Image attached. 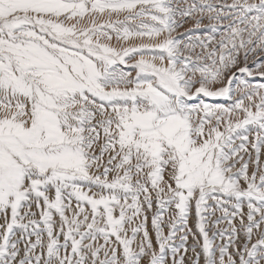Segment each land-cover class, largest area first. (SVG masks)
<instances>
[{
	"label": "snow or ice",
	"instance_id": "6c2138e0",
	"mask_svg": "<svg viewBox=\"0 0 264 264\" xmlns=\"http://www.w3.org/2000/svg\"><path fill=\"white\" fill-rule=\"evenodd\" d=\"M258 56L264 0H0V264H264Z\"/></svg>",
	"mask_w": 264,
	"mask_h": 264
},
{
	"label": "rangeland",
	"instance_id": "374dc122",
	"mask_svg": "<svg viewBox=\"0 0 264 264\" xmlns=\"http://www.w3.org/2000/svg\"><path fill=\"white\" fill-rule=\"evenodd\" d=\"M228 2L230 3L231 0H228ZM207 22H208L207 20L204 21V23H207ZM188 27H190V25H185L184 28H181V29L178 30V32L180 33V35H179L178 38H180V39H186V36L187 35L199 34V33H187V34H185L184 29L185 28H188ZM257 59L260 60V61H264V56H258ZM241 66H243V65H241ZM249 67H253V68L255 67V64L251 60L249 61ZM126 70H131V69H126ZM237 77L246 78V77H242L239 72H237ZM248 79L252 80V82H255L256 80L261 79V78L260 77H255V78H248ZM209 102H224V99L223 98H219L217 100H213V99L209 98ZM261 162H262V164H264V155H262V157H261ZM245 211H247V208H245ZM216 215L219 216L220 215V212L217 211L216 212ZM214 219H215V217H213V220ZM193 223H194V217H191L190 216V218H189V224H190V226H192ZM237 223H238V221H237ZM209 227L212 229V231H210V233H209V235L211 236L212 235V232H215L216 231V228L213 227L211 224L209 225ZM219 227L221 229L227 228L228 227L227 221L226 220L225 221H222V223H221V225ZM149 228L151 229V224L150 223H149ZM165 231L167 232L168 230L165 229ZM33 239H35V238L33 237ZM192 242L193 241H192V238L190 236L189 237V240H188V244L191 245ZM201 242H202V238H201ZM221 242L222 241L220 240V238L217 237L216 238V243L219 244ZM189 255H191L190 252H189Z\"/></svg>",
	"mask_w": 264,
	"mask_h": 264
}]
</instances>
